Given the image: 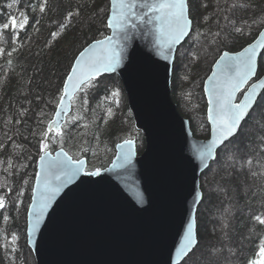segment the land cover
<instances>
[{
  "label": "trees",
  "instance_id": "trees-1",
  "mask_svg": "<svg viewBox=\"0 0 264 264\" xmlns=\"http://www.w3.org/2000/svg\"><path fill=\"white\" fill-rule=\"evenodd\" d=\"M109 1L47 0L43 5L42 0H18L15 3L0 0V23L10 15L19 19L21 12L29 16V24L19 32L18 39L10 31L0 35V48L4 49L0 54V142L5 144L0 150V194H5L6 201L11 202L16 201L18 192L23 193L20 197L22 204H10L7 211L0 212V216L10 217L8 221H0V264H35L27 242L26 212L32 199L39 155L42 154L39 141L47 123L54 118L75 58L91 42L110 33L107 26ZM10 3L13 4L11 8L8 7ZM233 3L244 7L230 11ZM41 6L45 7L44 12L39 11ZM189 9L193 30L189 40L176 53L172 97L179 111L190 120L194 134L208 138L210 125L204 93L205 78L223 51L242 49L264 28V0H211L208 32H204L205 20L203 31L199 26V16L202 11H209L208 4H203L202 0H189ZM77 10L79 15H75ZM69 12L74 13L70 21L66 19ZM236 27L242 28L243 33L236 32ZM198 34L207 37L204 41L210 48L212 46L213 51L209 53V64L197 70L195 54L190 51L196 43L193 37ZM13 48L17 50L12 51ZM260 63L259 72L262 74L264 59ZM195 69L197 74L193 73ZM93 83L95 87L80 90L74 98L72 111L63 126V140L51 139L49 142L51 148L63 147L73 155L87 158L94 169H103L114 159L118 143L134 138L138 151H142L145 138L135 126L122 80L115 74L103 75ZM117 92L118 95H113ZM109 109L111 115L107 114ZM22 111H26V115L20 124H16L20 119L18 113ZM261 125L264 120L257 114L247 134L248 138L255 137L257 144L243 141L242 148L248 143L249 150L240 160L243 163L246 159H253L251 170L259 174L252 177L247 167L240 170L237 165L236 169H229L231 180L224 181L221 180L226 174L223 168L212 163V195L209 197L208 192L205 193L206 198L197 210V232L201 226L200 232H205L213 225L218 237L215 244H226L228 249L232 246L241 252L242 261L235 264H247L249 259L256 258L253 253L258 251L259 243L264 242V225L252 220L253 215L264 213V145L258 143L264 135ZM6 132L12 140L6 138ZM23 180H28V185H23ZM3 185L11 187L12 192L7 193ZM224 211L225 222L214 223L215 216ZM11 233L18 235L15 245L10 244ZM205 243L199 242L201 245ZM11 247L17 250L12 252ZM227 248L223 254L229 251ZM232 253L233 258H239Z\"/></svg>",
  "mask_w": 264,
  "mask_h": 264
},
{
  "label": "water",
  "instance_id": "water-1",
  "mask_svg": "<svg viewBox=\"0 0 264 264\" xmlns=\"http://www.w3.org/2000/svg\"><path fill=\"white\" fill-rule=\"evenodd\" d=\"M111 15L110 0L108 19ZM109 30L107 36L91 42L81 52L91 51L97 41L113 36L114 29ZM191 33L171 49L162 48L156 43L155 26L138 23L137 30L130 29L131 38L120 41L126 45L122 63L115 72L102 73L97 78L115 74L122 80L135 126L145 138L143 150L138 151L134 138L125 139L117 144L114 159L100 169L99 176L82 172L61 190L48 210L35 244L27 238L36 264L182 263L184 259L177 257L176 252L190 223L197 234L201 178L207 172L198 150L211 142L214 128L208 119L209 137H197L190 120L179 111L172 97L176 53ZM260 33H264V28L249 44L260 39ZM118 39L113 36V43ZM249 44L238 51H223L220 56L224 52H241ZM220 56L204 82L207 116L210 107L208 90L213 87L211 78L217 72ZM259 79H264V74L258 71L245 91ZM79 92L65 98L67 111L60 117L64 123ZM242 96L243 92L237 94V103ZM56 118L54 115L53 119ZM126 140L134 142L132 164L122 169L117 157L128 150L124 144ZM59 151L60 148L51 153L55 156ZM64 151L76 160L66 149ZM80 160L85 161L84 172L96 170L88 169L87 158ZM213 162L210 158L209 165ZM39 171L38 160L37 173ZM137 193L142 195V200L137 198Z\"/></svg>",
  "mask_w": 264,
  "mask_h": 264
},
{
  "label": "snow or ice",
  "instance_id": "snow-or-ice-1",
  "mask_svg": "<svg viewBox=\"0 0 264 264\" xmlns=\"http://www.w3.org/2000/svg\"><path fill=\"white\" fill-rule=\"evenodd\" d=\"M18 2V0H13ZM43 5L47 4V0H42ZM112 15L108 19L107 26L114 29L113 36L119 37L117 42L113 43V36L106 37L103 41H97L92 50L85 49L80 53V58L75 61V66L71 68L70 74L66 77L67 82L63 87V95L59 100V110L56 111V119L47 123L46 129L41 134L39 141V164L40 171L37 173L35 188L33 189L32 203L26 212V235L28 241L35 244V238L41 231V226L45 221L50 206L53 204L56 196L69 183L73 182L80 173L88 176H99L100 169L92 172H84L85 161L74 160L63 147L52 155L50 149V140L56 139L62 141L65 136V130L62 127L64 121L60 119L62 113L67 111L65 106V98H71L74 93L79 90L95 87L93 83L102 73L115 72L124 58L126 51L125 43L120 41H128L130 29L137 30V24L154 25L156 33V43L159 47L171 49L174 44L181 41L182 37L188 36L193 30V19L190 17L189 0H111ZM206 7V5H202ZM9 8L13 4L8 5ZM244 5L233 3L231 10L243 8ZM40 12L45 11V7L39 8ZM74 13L69 12L66 19L71 20ZM79 15V11L75 13ZM29 24V16L24 12L20 13L18 19L15 15H10L4 22L0 23V35L10 31L13 37L19 38V32L23 31ZM236 32L243 33V29L236 27ZM56 35V33H53ZM98 48L99 51H95ZM13 48L12 51H16ZM4 53V49L0 48V54ZM11 55V52L8 53ZM264 59V33H260V39L255 43L249 44L243 51L231 54L224 52L217 63V72L212 74V83L209 91L208 103V119L214 125L211 142L198 150L200 161L205 165L207 171H212L209 165L211 158L216 164L220 165L226 173L221 180L228 181L232 178V172L229 169L243 170L245 167L249 169V175L257 176V171H252L253 159H246L240 163L239 153L241 152V143L247 140L249 143L257 144L255 137L248 138L245 129L247 126L257 119L264 120V79L248 86L249 81L257 77V73L261 68L260 61ZM243 92L240 102H236L237 94ZM119 93H113L118 95ZM107 99V97H105ZM111 115V109L107 112ZM20 119L16 120V124H20L26 111L18 113ZM79 119V118H77ZM10 123V122H9ZM75 123V121H73ZM261 132L264 133V125H261ZM8 140H12V136L5 133ZM14 143V142H13ZM132 140H126L124 144L127 151L117 157L120 162L119 167L128 168L132 164ZM259 145H264V135L259 140ZM5 144L0 142V150H3ZM19 147V145H16ZM243 150L247 152L248 143H244ZM223 161V163H221ZM115 167V166H114ZM28 180H23V185H28ZM6 188L7 193L12 192L11 187ZM22 192L17 193L16 201H6L5 194H0V212L7 211L10 204H22L20 197ZM212 193H207L211 196ZM255 195V193H253ZM137 198L142 200L141 194L137 193ZM206 198L202 191L198 197L200 201ZM10 217L0 216V221H8ZM252 220L259 225H264V213H257L252 216ZM18 242V235L11 233V245ZM199 246V239L194 233L193 225L190 223L184 234L183 242L179 246L176 255L181 259H186L189 254H194ZM8 247V245H6ZM17 249L11 247L10 251L15 252ZM231 252V249H229ZM219 255V252L216 253ZM254 259H249L247 264H264V242L259 243L258 251L254 252Z\"/></svg>",
  "mask_w": 264,
  "mask_h": 264
},
{
  "label": "rangeland",
  "instance_id": "rangeland-1",
  "mask_svg": "<svg viewBox=\"0 0 264 264\" xmlns=\"http://www.w3.org/2000/svg\"><path fill=\"white\" fill-rule=\"evenodd\" d=\"M202 1H203V4H208L210 9H209V11H206V12L205 11H202V13L200 12L201 14L199 16V26H200V29H202V31H203V27L205 26V23H206V28H204V32H208V29L211 26V15H212V11L211 10L213 9V6H212V9H211V0H202ZM201 10H202V8H201ZM109 14H110V12H109ZM204 20H205V23H204ZM189 38H190V36L188 37L187 40H189ZM204 38H207V37H204L203 35L201 36L199 34L193 37V39L195 40L196 43H195V45H193V47H192L190 52L195 54V59L196 60H194V64H195L194 66L197 68V70H198V67H200L202 65H208L209 64V61H210L209 60V56H210L209 53L210 52L212 53V51H213L212 46L210 48L209 45L207 44V42L204 41ZM197 70L195 69V71L193 73L197 74L198 73ZM262 74H264V72ZM250 124L245 129L247 134L250 131ZM240 147H241L242 150L239 153V156H240V160H243V157H245V154H244L245 151H243V148H242L241 145H240ZM49 150L54 151L55 149L51 148V146H50ZM98 156L99 155H97V157ZM74 157L76 159L80 158L77 155H74ZM89 163H91V162H89ZM89 165L90 166L88 168L90 170H94L95 166L91 165V164H89ZM211 168H213V164L211 165ZM202 181H203L202 187H201L202 191L204 193L211 192V171H207L203 175V177L201 178V182ZM225 216H226L225 211L221 212L219 215H216L215 218H214V220H215L214 223H218V224L221 223V222L224 223L225 219L227 218L226 217L224 219ZM197 222H198V219H197ZM212 226L213 225L208 226V229H206L205 232H203V230L200 232V228L202 226L198 229L197 235H198L199 242L200 243L202 242V244L205 243V242L206 243H205V245L199 244V246L200 245L201 246L200 247L198 246V248H197L198 250L196 249L195 253L192 254V255L190 254L189 255L190 257H188L181 264H231V263L235 264V263H238L239 261H242L241 252L238 249L233 248L232 246L230 248L231 252L228 251V252H225L223 254V251H224V249L227 248V246H226V244L225 245L215 244L214 241L218 240V237H216V235H215V232L217 233V229L214 227L216 229L215 230L214 228H212ZM205 240H207V241H205ZM210 244H211V247L209 246ZM227 250H229V249L227 248ZM217 252H219V255H216ZM232 252H234L237 255V257H239V258L238 259L233 258V255H231V254H233ZM33 256H34V254H33ZM34 260H35V257H34ZM35 264H36V260H35Z\"/></svg>",
  "mask_w": 264,
  "mask_h": 264
},
{
  "label": "bare ground",
  "instance_id": "bare-ground-1",
  "mask_svg": "<svg viewBox=\"0 0 264 264\" xmlns=\"http://www.w3.org/2000/svg\"><path fill=\"white\" fill-rule=\"evenodd\" d=\"M175 59H176V58H175ZM205 98H206V97H205ZM210 167H211V166H210ZM197 210H198V209H197ZM196 221H197V212H196ZM189 255H190V254H189ZM184 260H185V259H184ZM184 260H182V263H183Z\"/></svg>",
  "mask_w": 264,
  "mask_h": 264
}]
</instances>
